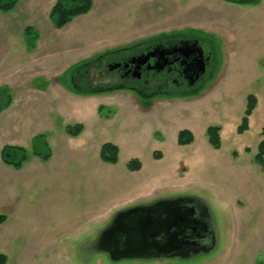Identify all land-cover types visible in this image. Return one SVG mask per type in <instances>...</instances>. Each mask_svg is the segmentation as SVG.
<instances>
[{
  "label": "rangeland",
  "instance_id": "374dc122",
  "mask_svg": "<svg viewBox=\"0 0 264 264\" xmlns=\"http://www.w3.org/2000/svg\"><path fill=\"white\" fill-rule=\"evenodd\" d=\"M91 1L61 28L48 16L52 0L0 12V102L11 100L0 114V147L23 146L35 174L29 181L24 168L0 166L6 264H264V168L254 159L264 123V0ZM180 30L211 44L210 71L193 98L142 102L129 90H99L116 79L94 66L83 78L97 92L74 91L75 63L127 47L108 53L122 58L139 47L131 44ZM248 94L256 104L239 133ZM74 123L83 125L78 137L64 131ZM210 125L220 127L218 148ZM181 129L190 143H177ZM104 142L118 147L115 163L100 158ZM47 151L49 162L34 154ZM134 158L138 170L128 169ZM167 206L189 208L208 235L167 256L107 249L103 235L117 213Z\"/></svg>",
  "mask_w": 264,
  "mask_h": 264
},
{
  "label": "flooded vegetation",
  "instance_id": "af4514ba",
  "mask_svg": "<svg viewBox=\"0 0 264 264\" xmlns=\"http://www.w3.org/2000/svg\"><path fill=\"white\" fill-rule=\"evenodd\" d=\"M142 43L141 47L140 43L135 45L134 47H139L128 56L112 58L108 56L109 53L98 60L93 69L100 72L101 67L105 72L101 75L110 73L109 75L116 79L112 83L102 85L103 87L95 84L100 87L99 90H129L142 102L156 99H190L199 93V87L204 81V76L209 73L212 62L211 44L207 37L172 32ZM145 55L147 58L144 59ZM138 57H141L140 60L143 62H138ZM77 80L79 83L74 80V88L76 87L78 91L92 86L89 79ZM129 80L133 83H129ZM168 232L172 236L173 243L180 242L183 238L196 240L198 235L200 238L207 236L204 235L199 224L186 223L183 219L172 224ZM154 239L163 242L162 233L158 232ZM173 247L170 248L171 251L177 248L176 245ZM167 250L168 247H162L147 252L163 253Z\"/></svg>",
  "mask_w": 264,
  "mask_h": 264
},
{
  "label": "trees",
  "instance_id": "16d2710c",
  "mask_svg": "<svg viewBox=\"0 0 264 264\" xmlns=\"http://www.w3.org/2000/svg\"><path fill=\"white\" fill-rule=\"evenodd\" d=\"M18 0H0V10L1 11H8L12 9L15 5V3ZM229 2H234L238 4H255L258 2V0H226ZM92 1L91 0H55L52 4L50 10H49V19L52 22L53 26L56 28H61L64 25H66L68 22L72 20L74 16L84 14L88 12V10L91 8ZM181 31H176L174 33H181ZM26 34L30 32V27H25ZM169 33H162L158 36H164L168 35ZM37 37V36H36ZM155 38V37H154ZM153 38H148L145 41H150ZM142 42V41H141ZM140 42H136V44H131L128 47L135 46ZM127 47H120L116 49H111L110 51H104L95 57L87 60H81L75 63L71 67H75V70H73V75H71L73 85L75 86V81L77 83V79L80 81H87L84 80L83 77H85V73L89 68L96 65L98 60H100L104 55L117 51L122 50ZM69 67V68H71ZM95 67V66H94ZM79 76V77H73V76ZM81 78V79H80ZM75 80V81H74ZM76 88V87H75ZM74 91L80 95H89L92 93H96L97 91L90 90V88H84V90L78 91V89H74ZM3 91H0V97L3 96ZM10 96L7 94V98L4 102H0V110H2L4 107H7L10 104ZM256 104V97L252 94H248L246 97V106L244 110V115L241 119L240 124L237 127V131L239 133L243 132L248 125V118L251 114L254 106ZM83 129V125L81 123H74V124H67L64 127V131L69 136H76L78 135ZM219 126H207L205 132L207 134L208 142L213 146L214 148H218L220 146V136H219ZM260 133L262 135V138L258 142L257 145V151L255 153L254 159L257 163H259L264 168V123L261 126ZM193 140V134L188 129H181L177 133V143L178 144H187L190 143ZM246 150V149H245ZM35 155L39 156L42 160H47L51 153L50 151L47 152H34ZM159 154L153 155L154 158H159ZM0 156L1 160L14 168H20L23 163L27 159V151L23 146L15 145V144H4L1 147L0 150ZM99 156L103 161L109 162V163H115L118 156V147L111 143V142H104L101 144L99 149ZM141 164L138 161V159L134 158L129 160L128 162V169L130 170H138L140 168ZM5 220V214H0V223H2ZM7 258L6 255L2 252H0V264H6Z\"/></svg>",
  "mask_w": 264,
  "mask_h": 264
},
{
  "label": "water",
  "instance_id": "95a60500",
  "mask_svg": "<svg viewBox=\"0 0 264 264\" xmlns=\"http://www.w3.org/2000/svg\"><path fill=\"white\" fill-rule=\"evenodd\" d=\"M141 57L137 58L138 62ZM147 55L144 56V59ZM113 68V67H111ZM167 215L164 216L163 214ZM164 213L152 210L146 207H135L122 212H119L114 217L112 225L103 235V242L107 249L115 256H167L182 245L198 241L199 235L196 240L183 238L180 242L173 243L172 236L169 234V229L172 224L179 219H183L186 223H197L203 229L204 235H208L206 227L194 218L193 213L187 207L181 206H167ZM163 215V216H161ZM199 229V228H198ZM162 233L163 242H158L154 236ZM205 237V236H204ZM203 238V236H202ZM136 242L138 243L135 247ZM176 245L177 248L171 251ZM168 247L169 250L163 253H150L147 252L153 249Z\"/></svg>",
  "mask_w": 264,
  "mask_h": 264
},
{
  "label": "crops",
  "instance_id": "0c3cea01",
  "mask_svg": "<svg viewBox=\"0 0 264 264\" xmlns=\"http://www.w3.org/2000/svg\"><path fill=\"white\" fill-rule=\"evenodd\" d=\"M37 1H39V0H18L16 3H15V5L14 6H20L21 4V6L22 7H20V8H23V6L25 5V4H28V5H32V4H36L37 3ZM54 1L55 0H52V2H51V4H50V7H49V10H50V8H51V6H52V4L54 3ZM0 12H1V10H0ZM0 14H2V13H0ZM48 14H49V11H48ZM26 26H31V25H24V27H23V29H22V33H24V34H26V32H25V27ZM37 38V37H36ZM35 38V39H36ZM8 95H9V93H8ZM10 96V95H9ZM10 107V104L7 106V107H4L2 110H0V114H3V111H5L7 108H9ZM98 110H99V108H98V106H97V113H98ZM65 125H67V124H65ZM65 127V126H64ZM83 132V129H82V131L80 132V134ZM79 134V135H80ZM77 136V135H76ZM75 136V137H76ZM78 137V136H77ZM4 144H2L1 145V147L3 146ZM1 147H0V150H1ZM51 158V156L47 159V160H44L43 162H49L48 160ZM0 159H1V156H0ZM2 161V160H1ZM41 161L38 159V158H34L33 160H32V163H31V165H30V167H31V169H37L36 167L38 166V164L40 163ZM4 165H3V164ZM2 163H0V166H1V168H11L12 166H10V165H7V164H5L3 161H2ZM27 164L28 163H23V165L20 167V168H16L17 170H22L23 168H24V173H22L21 174V177H24V178H28V180L29 181H31V177H34L35 176V174H32V171L33 170H29V166H28V170H26L27 169ZM6 166H8V167H6ZM12 168H14V167H12ZM15 169V168H14ZM8 170H10V169H8ZM22 179V178H21ZM24 218L26 219V221L25 222H27V219L29 218L27 215H25L24 216ZM6 220H7V218H6ZM24 219L23 218H20L19 220H17V221H15V222H21V221H23ZM24 222V223H25Z\"/></svg>",
  "mask_w": 264,
  "mask_h": 264
}]
</instances>
